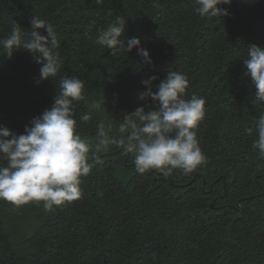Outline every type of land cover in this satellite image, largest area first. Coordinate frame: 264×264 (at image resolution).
<instances>
[{"label": "trees", "instance_id": "16d2710c", "mask_svg": "<svg viewBox=\"0 0 264 264\" xmlns=\"http://www.w3.org/2000/svg\"><path fill=\"white\" fill-rule=\"evenodd\" d=\"M197 7L196 0H0V40L12 21L27 40L38 16L60 42V71L46 80L27 51L9 58L0 47V126L24 134L51 107L61 77L75 76L86 96L74 102L76 131L94 163L99 125L119 139L128 135L119 131L127 114L156 110L150 97L139 98L142 80L155 76L156 91L178 71L189 80L184 98L206 101L196 129L205 162L192 173L140 174L135 153L112 145L81 177L78 200L52 212L43 202L0 200V264H264V158L253 147L264 104L253 103L243 64L250 45L264 48V0H232L219 19L200 17ZM117 16L127 21L121 39L138 37L150 63L135 48L121 45L112 56L96 43Z\"/></svg>", "mask_w": 264, "mask_h": 264}, {"label": "clouds", "instance_id": "9594fccd", "mask_svg": "<svg viewBox=\"0 0 264 264\" xmlns=\"http://www.w3.org/2000/svg\"><path fill=\"white\" fill-rule=\"evenodd\" d=\"M102 4L103 0H95ZM196 12L200 17L212 19L228 15L221 5H230L232 0H196ZM126 22L117 16L106 30L100 31L96 43L110 50L115 56L123 45L124 51L137 50V55L150 63L147 49L143 48L138 37L125 43L121 37L126 31ZM31 32L27 40L22 39L23 27L12 21L11 34L0 40L9 58L18 50L27 51L36 64L40 65V79H52L60 71L57 49L60 42L52 23L34 16L30 19ZM43 30L46 35L41 34ZM246 68L244 75L251 80L255 89L254 104H264V48L255 44L247 50L243 59ZM155 76L142 80L144 91L141 100L151 98L156 110L145 112V107L124 117L119 131H128L119 139L110 136L103 124L98 126L95 153L89 154L92 146L77 133L74 119V102L85 101L84 82L75 76L61 77L59 94L53 97L50 108L33 117L24 134H17L7 127L0 126V159H6V166L0 165V200L16 207L29 202H43L46 211L52 212L59 206L78 200L82 196L81 177L87 176L93 164L99 163L102 155L112 145L127 153H135V170L144 174L156 170L170 176L176 169L188 174L205 162L196 129L205 116V99L193 95L185 99L189 86L188 77L178 71H168L155 85ZM99 108L100 105H94ZM90 114H84L82 121H88ZM251 132V130H249ZM257 138L253 147L264 158V115L259 117L256 126Z\"/></svg>", "mask_w": 264, "mask_h": 264}, {"label": "water", "instance_id": "95a60500", "mask_svg": "<svg viewBox=\"0 0 264 264\" xmlns=\"http://www.w3.org/2000/svg\"><path fill=\"white\" fill-rule=\"evenodd\" d=\"M224 180V179H223ZM211 208H212V205H211Z\"/></svg>", "mask_w": 264, "mask_h": 264}]
</instances>
